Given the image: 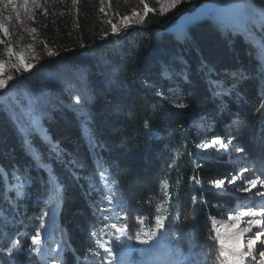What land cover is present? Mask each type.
<instances>
[{"label": "trees", "instance_id": "16d2710c", "mask_svg": "<svg viewBox=\"0 0 264 264\" xmlns=\"http://www.w3.org/2000/svg\"><path fill=\"white\" fill-rule=\"evenodd\" d=\"M249 1L264 11V0ZM156 8L133 22L148 28L173 17ZM2 14L0 6V24ZM255 29L263 48L209 14L177 34L134 31L80 54L53 53L24 73L23 104L42 134L0 101V264H42L32 237L49 224V247L62 244L49 263L89 264L93 232L110 218L95 187L103 181L117 196L119 223L166 206L167 187L196 239L192 262L202 264L209 219L234 204L212 181L250 164L264 173V24ZM217 138L231 150L203 147Z\"/></svg>", "mask_w": 264, "mask_h": 264}, {"label": "rangeland", "instance_id": "374dc122", "mask_svg": "<svg viewBox=\"0 0 264 264\" xmlns=\"http://www.w3.org/2000/svg\"><path fill=\"white\" fill-rule=\"evenodd\" d=\"M42 0H12L8 3L7 0L0 2L3 10L2 25L7 28L8 33L5 35L1 28L0 40V61H3V71L0 73V78L7 80L8 76H12L11 80H7L4 88L0 89V101L5 102L9 108L17 109L14 113L17 122L23 127V123L28 121L33 126L34 130L42 134L41 125L31 116V111L27 105L23 104L27 98L23 90L21 82L24 73L34 71L42 66L39 64L40 59L47 61L51 58L48 52L51 51L61 56L70 54L71 50L79 51L89 45L96 46L105 44L115 38H110L122 28L134 25L133 19L142 17L145 13V5L148 8H161V5L167 6L170 0H61V3L55 2L52 11L41 9ZM182 1L190 2V0H179L174 8H170L163 13L173 15L172 18L178 16L184 10L181 9ZM245 3L237 1H227L223 6L213 7L207 14L211 18L218 21L225 27H231L241 31L242 36L250 39L253 43L261 45L259 38L256 36L255 26L260 29V25L264 24V11L254 6L249 0ZM104 8V12L100 8ZM136 12L139 15L132 16ZM124 16L130 17V21L121 23V18ZM205 18V17H204ZM110 21L111 23H108ZM117 26V31L114 33L112 25ZM138 25V24H135ZM139 26V25H138ZM35 29V31H33ZM184 29V28H182ZM181 31V30H180ZM179 31V32H180ZM105 42V43H104ZM263 48V46H262ZM11 49V55H9ZM66 52V53H65ZM65 53V54H64ZM17 54H23L25 63L32 64L33 67L29 71H24L23 68L19 72L12 65H19L20 61L16 58ZM263 71L261 79L264 81V54L262 56ZM9 88L7 89L8 85ZM13 111V109H11ZM231 143L224 145L222 150L228 152L232 147ZM258 164H250L248 167H240L236 170V175L241 169L247 168L244 173L245 178H253L261 176L264 179V173L259 171ZM234 175H231L234 176ZM241 181H237L236 185H227L222 190H217L233 196V205L227 208L225 215L222 218H215L217 221H224L229 214L238 216L240 209L255 207L257 209L264 207V197L255 195L254 193L264 192V188L252 189L251 192H241L236 190ZM91 183V187H94ZM23 183H18L19 192L23 191ZM106 182L103 181L100 187L95 186L97 190L105 192L106 202L105 211L108 216V222L105 227L97 229L93 232L92 238L95 248L87 255L89 264H194L192 259L195 254L191 250L194 248V239L191 229L183 230L180 226L179 204H170L171 194L167 187V202L166 206L160 208V211L155 209L153 215L143 217H125L123 222L119 223L117 218L118 205L115 203L116 194L107 191L105 188ZM105 188V189H104ZM58 195L56 200H58ZM157 216L164 217V227L157 232V235L152 238L149 243H140L136 236L138 233L154 229L155 218ZM212 218V217H211ZM209 219L212 228V220ZM143 219L144 223L139 220ZM244 220L252 219L244 217ZM116 224L118 228L126 229L125 234L121 235L116 229L110 225ZM51 225H45L39 233V244L36 245L34 252L38 258H41V263L57 264L51 262L52 257H56L61 249V243L54 244L49 247L53 235L49 234ZM240 228H245L247 225L241 223ZM221 232L225 231L224 227H220ZM253 232L258 231L255 227ZM53 233V232H52ZM54 234V233H53ZM211 235L215 233L211 231ZM246 236H251V233H246ZM144 237L141 236V239ZM264 239V237H262ZM99 242L102 246H97ZM246 242V241H245ZM214 241L209 240L208 249L202 250L200 257L202 264H214L217 262L218 245L216 249L211 247ZM112 248L111 254L104 251V247ZM257 249L264 250V245L257 243ZM251 257L246 258L245 264H258ZM196 264H199L198 262ZM218 264V262H217Z\"/></svg>", "mask_w": 264, "mask_h": 264}, {"label": "snow or ice", "instance_id": "6c2138e0", "mask_svg": "<svg viewBox=\"0 0 264 264\" xmlns=\"http://www.w3.org/2000/svg\"><path fill=\"white\" fill-rule=\"evenodd\" d=\"M0 2H3V0H0ZM8 3H11L12 0H7ZM77 0H73V3H76ZM143 2V0H142ZM179 2V0H170V3L167 6L161 5L160 11L164 12L170 8H174L176 4ZM33 3H35V0H33ZM145 7V13L148 11H151L152 9L148 8L147 5ZM101 12H104V8H100ZM139 14L136 12L132 13L133 17L138 16ZM130 21V17L124 16L121 18V23L124 24V22ZM108 23H111L108 21ZM0 28L3 29L5 35H7L8 30L7 28H4L2 24H0ZM112 30L115 33L117 31V26L115 24L112 25ZM35 31V29H33ZM0 43H3L2 40H0ZM9 55H11V49L8 50ZM48 55H53L51 51L48 52ZM19 61V65H12L13 68L16 69L17 72L23 68L24 71H29L33 65L29 63H25V57L23 54H17L16 57ZM3 71V61H0V73ZM13 77L8 76L7 80H11ZM7 80L0 78V89L4 88L7 84ZM176 107L178 108H185L187 105L180 103L177 104ZM228 143H231V141H228ZM225 142L220 140L219 138L212 141V145H203V147L207 148L214 145H219L221 148L224 147ZM237 151H243V149H237ZM248 169L244 168L241 169L236 175L230 177V178H216L212 181L211 187L213 189L222 190L225 188L226 183L227 185H236L237 181H241V183L238 185L237 189L241 192H251L252 189L257 188L259 186L260 188H264V179L261 178V176H255L253 178H245L244 173L247 172ZM192 181L195 183L199 182V175H194L192 178ZM255 195H260L264 197V192H257L254 193ZM168 193L165 189V196L167 197ZM192 203H196V197H192ZM157 211H160V207L158 206ZM244 217H251L252 219L244 220L242 218ZM212 220V228L211 231L215 233L214 236L210 235L209 239L214 241V243L211 245L214 249H216L218 245V256H217V262L218 264H245V260L248 257H251L253 261H257V255L259 257L258 264H264V250L257 249L255 246L259 242V244L264 245V207H261L259 209L255 207H249L246 209H240L239 215H231L229 214L227 216V219L224 221H217L215 218H211ZM164 217L163 216H157L155 218V227L154 229H150L147 231H143L142 233H138L136 236V239L143 244L149 243V241L154 238L157 235V232L164 227ZM140 223H144L143 219L139 220ZM241 223H245L247 227L240 228L239 225ZM111 228L116 229L118 232L121 233V235L125 234L126 229L124 228H118L116 224L110 225ZM220 227H224L225 231L222 233L220 230ZM255 227L258 229V231L253 232L252 229ZM246 233H251V236H246ZM141 236L144 238L141 239ZM246 241V242H245ZM40 242L39 240V234L32 237V244L38 245ZM97 246H102L97 242ZM35 251L36 249H32ZM104 251L106 253L111 254L112 248L110 246L104 247ZM217 262H214V264H217Z\"/></svg>", "mask_w": 264, "mask_h": 264}, {"label": "water", "instance_id": "95a60500", "mask_svg": "<svg viewBox=\"0 0 264 264\" xmlns=\"http://www.w3.org/2000/svg\"><path fill=\"white\" fill-rule=\"evenodd\" d=\"M224 1H234V0H198L189 9L184 10L178 16H176L174 18H170L169 20H167L166 22L160 24L159 26H153V27L144 28V27H141V26H138V25H135V24L133 25L132 24V25H129V26H126V27L122 28L121 30H119L116 34H114L110 38H115L117 40H122L126 36L130 35L131 33H133L134 31H160L161 33L173 34V32L170 33L169 30L175 24H177L178 22H180L181 20H184V19L185 20H188L190 18V16L192 14H194L204 4L219 3V2H224ZM183 26L185 28L187 25L183 24L181 27H183ZM91 46L92 45H89L88 47H86V48H84L82 50L74 51L73 53H70V55H76V54L83 53L87 49L91 48ZM10 85L11 84L8 85L7 89L9 88ZM1 93L2 92H0V94Z\"/></svg>", "mask_w": 264, "mask_h": 264}, {"label": "bare ground", "instance_id": "6f19581e", "mask_svg": "<svg viewBox=\"0 0 264 264\" xmlns=\"http://www.w3.org/2000/svg\"><path fill=\"white\" fill-rule=\"evenodd\" d=\"M237 1V0H234ZM239 1V0H238ZM232 2V1H231ZM227 3V1L224 2H219V3H211V4H204L203 6H201L194 14H192L190 16V18L188 20H181L180 22H178L177 24H175L170 30L169 32H173V34H177L179 33V31L184 28L181 27L183 24L188 25L189 23L204 18L207 16V14L213 9V7H218V6H223Z\"/></svg>", "mask_w": 264, "mask_h": 264}]
</instances>
